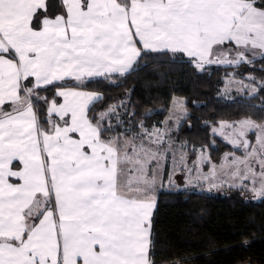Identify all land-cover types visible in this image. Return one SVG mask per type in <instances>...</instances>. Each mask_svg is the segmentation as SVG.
<instances>
[{
    "label": "snow or ice",
    "instance_id": "6c2138e0",
    "mask_svg": "<svg viewBox=\"0 0 264 264\" xmlns=\"http://www.w3.org/2000/svg\"><path fill=\"white\" fill-rule=\"evenodd\" d=\"M29 3L0 0V36L20 32L25 21L38 33L45 21L61 18L40 65L45 78L54 77L43 87L86 93L91 131L63 155L53 154L44 188L19 211L22 225L0 195V264H65L59 234L54 261L38 260L34 251L48 214L87 238V253L76 255L74 264H159L155 215L165 188L177 194L227 189L264 200V0H45L30 15ZM0 56L18 61L12 48ZM177 65L189 77L222 71L218 96L236 88L260 101L232 117H196L202 135L190 139L182 130L185 121L192 128L193 117L175 89L147 100H133L134 88L111 94L141 68ZM6 75L0 68V95L10 87ZM32 82L25 77L18 94ZM17 115L23 112L12 101L0 100V136L4 122ZM36 117L47 122L39 112Z\"/></svg>",
    "mask_w": 264,
    "mask_h": 264
},
{
    "label": "trees",
    "instance_id": "16d2710c",
    "mask_svg": "<svg viewBox=\"0 0 264 264\" xmlns=\"http://www.w3.org/2000/svg\"><path fill=\"white\" fill-rule=\"evenodd\" d=\"M161 73L165 74L163 78ZM222 77V71L189 77L179 65L161 69L148 66L128 76L111 94L117 96L125 89L134 88L133 100H147L149 95L156 97L157 93L161 98L168 96L175 89L177 95L186 97L193 117L190 130L185 121L182 136L186 134L194 139L202 135L196 117L201 120L213 116L232 117L237 112H248V105L260 101L259 96L255 101L248 100L246 94L234 98L218 96L222 87L217 81ZM30 88L32 108L35 113L39 112L40 121H47H37V125L40 131L47 132L50 121L47 106L50 102L57 103V91L63 87L45 90L42 86L38 93L37 87L31 85ZM148 106L159 108L151 101ZM151 119H163V116ZM155 222L159 233L156 254L159 264L180 258L186 264H247L249 261L264 264V200L251 199L249 194L228 190L224 194L204 190H182L177 194V190H163L159 194Z\"/></svg>",
    "mask_w": 264,
    "mask_h": 264
},
{
    "label": "crops",
    "instance_id": "0c3cea01",
    "mask_svg": "<svg viewBox=\"0 0 264 264\" xmlns=\"http://www.w3.org/2000/svg\"><path fill=\"white\" fill-rule=\"evenodd\" d=\"M37 4L40 3L38 2ZM32 6L33 4L30 5V7ZM59 23L46 21L40 32L28 33V36L40 34V38L35 40L27 39V48L29 47L31 50L38 48L48 51L52 26ZM26 29L27 22L25 21V29L23 31ZM20 35L25 34L21 31L15 33V36ZM40 65V60L36 57L29 62L27 69L28 75L36 77L34 78L35 86L46 85L54 78L51 75L45 78L41 74ZM0 68H2L1 65ZM3 69L8 74L6 75V80L10 87L5 88L4 93L0 95V100H10L14 103L17 98L16 81L21 79V74L23 73L20 72L21 69L18 73V67L13 61L4 65ZM60 96L62 97L61 100L65 99V104L70 107L63 112L54 113H57L56 116L63 121L61 125L67 121V126L56 127L57 129L51 133H40L36 115L29 106H25L22 111L23 115H17L13 120L4 122L3 135L0 136V195L6 201L5 207H11L15 210L13 219L21 225L23 220L19 216L20 209L28 205L36 191H41L44 188V175L50 172L51 169L49 162L48 164L43 163V156L46 158L50 150L53 151L52 155L56 153L55 144L58 154L63 155L65 149L79 145L84 136L91 131L85 116L87 94L75 88H62L60 89ZM55 108L54 105L50 104L48 111ZM70 132L80 134L81 139L70 137ZM17 177L19 178V183L14 182ZM49 183L51 184V182ZM37 234L40 238L35 241L34 251L38 260H42L46 256H51L52 261L55 260L57 234H59L65 264H74L76 255L87 253V238L70 229L67 226V221L63 218L54 222L50 214L46 215L42 225L38 227Z\"/></svg>",
    "mask_w": 264,
    "mask_h": 264
},
{
    "label": "rangeland",
    "instance_id": "374dc122",
    "mask_svg": "<svg viewBox=\"0 0 264 264\" xmlns=\"http://www.w3.org/2000/svg\"><path fill=\"white\" fill-rule=\"evenodd\" d=\"M38 2L40 4H37ZM31 4H33L32 7H30ZM44 4H45V0H30V3H29L30 11H29L28 14L30 15L31 11H35V8H37V7L42 9L44 7ZM57 7H58V5H56L54 3L53 4V11H55ZM51 22H61V18L57 17L56 21H50L49 23H51ZM23 29H25V22H24V24L22 26V30H21V32H23L25 35L15 36V34H14L12 36H8V35L5 34V35L0 36V51H5L8 48H12L14 50L16 56L18 57V61H15V62L13 61V62L16 63V65L18 67V73H19V71L21 69L20 72L23 73V74H21V79L19 80L20 83L17 84V89L23 87L22 86V82L24 81L25 77L29 76L28 73H27L29 62L32 59H35L37 57L40 60V63H41L43 61V59L45 58L46 54H47V50H44V49L42 50V49L35 48L34 50H31V49H29V47L27 48V39H29V40L38 39V38H40V34H35L33 36H28V33H37V32L32 31L28 27L24 31H23ZM25 36H26V40H25ZM33 52L36 55L30 57L29 54L33 53ZM10 61L11 60H7L3 56H0V65L2 66V68L4 67V65L10 63ZM31 76L33 77L32 86L33 87H37V86H35L36 83H35V79H34L36 77L34 75H31ZM48 83H50V82H48ZM42 86H44V85H40V87H42ZM31 91H32V88H30V89H25L24 88V91H23L22 95L18 94V91H17V94H16L17 98H16L15 102L13 100V102H14L13 105L16 108L21 109L22 111L24 110L25 106H29L34 111V109L32 108V106L30 104V100H29V96L31 95ZM221 91L223 92V88H222ZM57 95H58V97H61L60 96V89L57 91ZM244 95H245V93H242V92L238 91L236 88H232L230 90V94L228 96H225V97L234 98V97H242ZM50 104L54 105L56 108L53 109V110L49 109V111H48V119L50 120L49 124H48V131L47 132L40 131V129L38 127L40 133H51L52 131H54L57 128H62L63 126L61 124H62L63 121H61L59 119V117H57L56 115L53 116L52 114L54 112H63L66 108L69 109V107H70V106L68 107L65 104V99H63V100L60 99L59 103L50 102L48 104V106H47V110H48V107H49ZM34 114L36 115L35 111H34ZM55 114H57V113H55ZM70 137L74 138L75 136H70ZM52 144H54V143H52ZM54 146H55V151H56V153H54V154H58V151H57L58 149H56V144ZM52 152L53 151L50 150L49 154H47V158L49 159L48 162L50 164H51L52 156H53ZM43 163L44 164H48V163L45 162V156H43ZM180 183H183V177H180ZM165 190H176V189L175 188H172V189L165 188ZM198 190L209 191L207 188H204V189H198L197 188V189H194V190L191 189V188H188V189H185L183 191H198ZM225 190H227V189H225ZM225 190L212 189L210 191L213 192V193H217V194H224ZM249 196H250V194H249ZM254 200H259V199H254Z\"/></svg>",
    "mask_w": 264,
    "mask_h": 264
}]
</instances>
